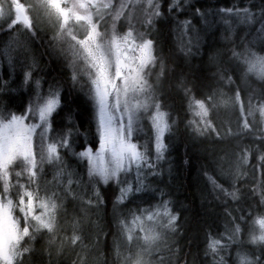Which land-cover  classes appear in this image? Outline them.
<instances>
[{"label":"snow or ice","instance_id":"1","mask_svg":"<svg viewBox=\"0 0 264 264\" xmlns=\"http://www.w3.org/2000/svg\"><path fill=\"white\" fill-rule=\"evenodd\" d=\"M14 2L13 14L0 24V264H52L49 245L62 230L58 219L69 214L71 251L79 264H87L88 237L79 218L101 212L115 228L103 233L105 247H126L128 264H141L137 245L143 241L150 249L161 221L171 228L179 220L170 193L157 182L171 147L169 114L159 104L149 111L148 69L157 62L158 44L163 50L161 37L179 33L174 40L181 53L196 49L203 55L210 34L234 43L243 28L246 43L230 49L228 63L234 66L221 69V79L231 84L239 73L240 80L264 85V55L258 54L264 53V0ZM237 17L244 24L233 29L228 21ZM213 51L220 53L209 49L210 60ZM60 58L66 80L49 79L42 64ZM184 91L188 112L208 118L215 93L197 98L191 89ZM245 95L234 90L243 127L251 130ZM255 99L264 113V89ZM243 159L248 161L247 152ZM255 159L264 175V154ZM222 191L238 201L237 191ZM257 191L250 189L253 196ZM259 193L264 203V189ZM232 219L227 235L209 236L208 249L227 250L233 264H264V211ZM95 223L98 237L103 226L99 219ZM44 256L49 259L37 258Z\"/></svg>","mask_w":264,"mask_h":264},{"label":"trees","instance_id":"2","mask_svg":"<svg viewBox=\"0 0 264 264\" xmlns=\"http://www.w3.org/2000/svg\"><path fill=\"white\" fill-rule=\"evenodd\" d=\"M228 23L233 29H237L244 21L237 17ZM224 27L222 24L221 34ZM243 32L244 29L241 28L234 43L222 41L220 33L210 34L207 45L203 48V55L196 49L191 53H181L174 40L179 33L174 37L165 33L161 37L163 50L161 51L159 44L157 46V62L148 69L153 93L151 103L159 104L161 110L168 112L172 125V135L169 137L171 147L167 157L160 163L159 171L162 176L157 177V182L170 193L169 198L173 202L170 207L179 214V220L166 235H158L151 248L144 252L148 260L146 264H233L227 258V250L214 254L208 249L209 236L227 235L226 229L230 230L234 223L232 218H239L242 213L264 211V203L259 199V189H264V184H261L264 175L255 159L264 154V113L256 106L255 99L264 89V85L255 79L240 80L239 73L231 84L227 79H221V69L234 66L228 63L230 49L242 47ZM229 34L235 35L234 32ZM209 49H219L220 53L217 55L213 51V59L210 60ZM39 51L47 61V52L43 48ZM42 67H45L49 79L55 77L66 80L67 73L62 71V58L54 60L51 65L42 64ZM228 75L233 73L229 71ZM185 88L191 89V94H195L197 98L209 92L215 93L208 118L201 121L188 112ZM237 89L247 93L244 96L245 111L251 130L244 129L239 106L235 104L234 90ZM248 95L253 97L251 103L248 102ZM83 115L87 119V114ZM143 119L150 120L147 111ZM189 121L194 123L189 124ZM221 124L223 128L220 127ZM245 152L248 154V161L243 159ZM225 156H230L227 160L230 162L224 164L229 177L220 169ZM206 176L215 179L221 187L211 185ZM253 186L258 188L255 196L250 192ZM222 189L237 191L238 201H232ZM225 210L230 215H226ZM102 217L101 212L100 217L88 214L79 218L80 228L90 234L84 243L93 249L91 262L128 264L126 247L118 250L105 247L103 233H114L115 228ZM98 219L103 226V232L97 237L95 221ZM85 231L83 233L86 235ZM66 234L68 237L72 235L68 232ZM65 235L60 238L56 236L57 240L54 237V243L49 245L52 264H74V261L79 264L77 257L63 241ZM112 239V235H109L107 242L111 244ZM24 246H29L28 242ZM221 257L224 259L221 260ZM37 258L45 261L49 259L47 256ZM243 264L249 263L243 261Z\"/></svg>","mask_w":264,"mask_h":264},{"label":"rangeland","instance_id":"3","mask_svg":"<svg viewBox=\"0 0 264 264\" xmlns=\"http://www.w3.org/2000/svg\"><path fill=\"white\" fill-rule=\"evenodd\" d=\"M6 1V2H5ZM30 2H32V0H30ZM16 6L14 0H0V24H3L12 14H13V8ZM236 19V18H235ZM110 27V26H109ZM152 90H151V96H152ZM154 103H150L149 105V110L154 111ZM153 107V108H152ZM221 128H223V124L220 125ZM230 159V156H225L222 159V163L220 165V169L222 171V173L225 176L229 177V172L228 170L224 167V164L227 162V160ZM230 161H228L227 163H229ZM161 224L164 225L162 227H160L158 229V233L159 235H166V232L170 229L169 227H167V220L163 219L161 221ZM58 225L59 227L62 229L60 231H58L57 236L58 238H60L61 236L65 235L66 232L68 233H72L73 228H72V221H71V216L69 215L68 218H59L58 219ZM65 226V227H64ZM79 229L82 230L79 226ZM85 231V230H82ZM86 232L87 237H90V234ZM259 234V233H257ZM55 240H57V237H55ZM63 241L66 245H68L70 247L71 250V243H70V237L67 236V234L64 236ZM88 246V256H87V264H97L95 261H92V254H93V249L91 246ZM137 251L141 252L140 255V260H141V264H146L148 262V260L146 259L145 253L147 252L149 249H147L144 245H143V241L137 246ZM127 258H128V254H127ZM245 263H249L247 259L244 260ZM127 264V263H124Z\"/></svg>","mask_w":264,"mask_h":264},{"label":"flooded vegetation","instance_id":"4","mask_svg":"<svg viewBox=\"0 0 264 264\" xmlns=\"http://www.w3.org/2000/svg\"><path fill=\"white\" fill-rule=\"evenodd\" d=\"M26 2H30V0H25Z\"/></svg>","mask_w":264,"mask_h":264},{"label":"water","instance_id":"5","mask_svg":"<svg viewBox=\"0 0 264 264\" xmlns=\"http://www.w3.org/2000/svg\"><path fill=\"white\" fill-rule=\"evenodd\" d=\"M16 7V6H15Z\"/></svg>","mask_w":264,"mask_h":264}]
</instances>
